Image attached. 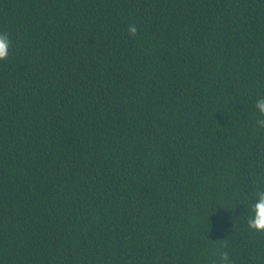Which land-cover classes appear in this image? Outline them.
Segmentation results:
<instances>
[{
    "label": "trees",
    "instance_id": "1",
    "mask_svg": "<svg viewBox=\"0 0 264 264\" xmlns=\"http://www.w3.org/2000/svg\"><path fill=\"white\" fill-rule=\"evenodd\" d=\"M0 32V264H264V0H0Z\"/></svg>",
    "mask_w": 264,
    "mask_h": 264
},
{
    "label": "clouds",
    "instance_id": "2",
    "mask_svg": "<svg viewBox=\"0 0 264 264\" xmlns=\"http://www.w3.org/2000/svg\"><path fill=\"white\" fill-rule=\"evenodd\" d=\"M129 35L135 37L138 34V28L135 24L128 27ZM12 41L9 35L5 32H0V61H6L10 54ZM256 109L259 112L260 119L256 120V127L264 129V98L256 101ZM252 215L247 219L249 229L264 233V188L259 189L255 193V199L251 204ZM219 264H232L228 252L218 253Z\"/></svg>",
    "mask_w": 264,
    "mask_h": 264
}]
</instances>
